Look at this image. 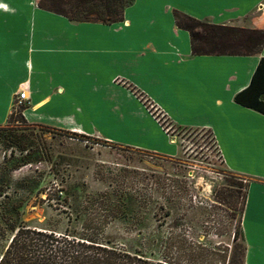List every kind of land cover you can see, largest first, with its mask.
Instances as JSON below:
<instances>
[{
    "label": "crops",
    "instance_id": "1",
    "mask_svg": "<svg viewBox=\"0 0 264 264\" xmlns=\"http://www.w3.org/2000/svg\"><path fill=\"white\" fill-rule=\"evenodd\" d=\"M38 1L0 0V125L25 91L30 125L177 157L178 143L136 89L173 124L210 129L225 167L249 179L243 264H264V113L235 101L264 45L251 55H194L174 17L264 29V0H133L113 23L72 21Z\"/></svg>",
    "mask_w": 264,
    "mask_h": 264
},
{
    "label": "rangeland",
    "instance_id": "2",
    "mask_svg": "<svg viewBox=\"0 0 264 264\" xmlns=\"http://www.w3.org/2000/svg\"><path fill=\"white\" fill-rule=\"evenodd\" d=\"M145 103L153 115L158 113ZM23 105L15 98L10 122L0 125L13 134L0 137V181H8L10 199L23 203L19 217L25 225L97 235L153 258L161 256L162 245L177 251L183 238L187 246L207 250V264H231L233 252L242 250V238H234V208L245 189L230 180L245 186L249 179L225 167L205 130L181 129L159 113L180 147L177 157H164L30 125L20 113ZM158 181H177L184 189L157 190ZM158 199L164 205L161 225L153 217ZM10 236L7 227L0 234V251Z\"/></svg>",
    "mask_w": 264,
    "mask_h": 264
},
{
    "label": "trees",
    "instance_id": "3",
    "mask_svg": "<svg viewBox=\"0 0 264 264\" xmlns=\"http://www.w3.org/2000/svg\"><path fill=\"white\" fill-rule=\"evenodd\" d=\"M132 2L133 0H39L37 5L72 21L113 23L123 20L124 9ZM174 17L177 26L189 32L191 50L194 55H251L258 53L264 45V29L214 24L198 20L177 10L174 11ZM131 89L147 107L145 102L149 100L136 89ZM263 94L264 57H261L250 84L237 93L235 101L264 113V100L261 99ZM22 110L23 106L20 109L21 115ZM23 120L25 121L24 118ZM159 122L165 128L163 123ZM181 129L191 132L205 130L218 149L210 129L187 126H182ZM0 130L2 132L0 137L12 138L13 134L10 133L9 127H0ZM230 181L233 182L231 185L238 184L239 188L245 189L241 201L234 208L237 219L234 226V238L240 236L243 240L241 219L248 183L244 186L241 181ZM157 183L159 186L157 190H170L172 186L184 189L183 185L177 181L173 184L164 181ZM8 188V181H0V196H3L0 199V234H3L7 227L11 231L7 245L0 251V264H207V250L199 244L187 246L185 240L183 241L184 238L181 239L175 252L170 245L161 244L163 246L161 256L153 258L141 249L122 248L109 240L99 239L97 235L84 232L77 234L67 230L57 232L25 225L19 217V208L23 203L10 199ZM162 196L163 194L160 193L159 199ZM159 199L156 201L157 209L153 211V217L161 225L164 205ZM166 214H169L168 211ZM4 223L5 226L2 225ZM244 253L245 246L240 252L235 250L230 263L243 264Z\"/></svg>",
    "mask_w": 264,
    "mask_h": 264
},
{
    "label": "built area",
    "instance_id": "4",
    "mask_svg": "<svg viewBox=\"0 0 264 264\" xmlns=\"http://www.w3.org/2000/svg\"><path fill=\"white\" fill-rule=\"evenodd\" d=\"M16 100H17L18 103H21L22 101L26 100V92H25V91H21V92L17 95ZM151 107H154L155 110L158 111V113H156L154 116L157 118V120L160 121L161 118L158 117L159 113H161V116H164V114H163L161 111H159V110H158L153 104H151ZM166 131H167V130H166Z\"/></svg>",
    "mask_w": 264,
    "mask_h": 264
}]
</instances>
